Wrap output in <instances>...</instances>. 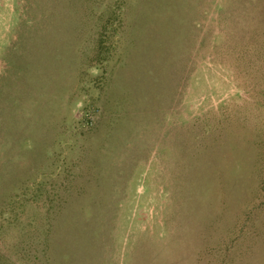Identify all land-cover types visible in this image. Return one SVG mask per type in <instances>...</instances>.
Wrapping results in <instances>:
<instances>
[{"label": "rangeland", "instance_id": "1", "mask_svg": "<svg viewBox=\"0 0 264 264\" xmlns=\"http://www.w3.org/2000/svg\"><path fill=\"white\" fill-rule=\"evenodd\" d=\"M0 264H264V0H0Z\"/></svg>", "mask_w": 264, "mask_h": 264}]
</instances>
